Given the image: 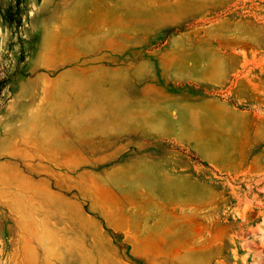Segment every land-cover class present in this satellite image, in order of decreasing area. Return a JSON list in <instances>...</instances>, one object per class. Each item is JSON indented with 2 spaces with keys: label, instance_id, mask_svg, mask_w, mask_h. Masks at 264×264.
<instances>
[{
  "label": "rangeland",
  "instance_id": "374dc122",
  "mask_svg": "<svg viewBox=\"0 0 264 264\" xmlns=\"http://www.w3.org/2000/svg\"><path fill=\"white\" fill-rule=\"evenodd\" d=\"M0 264H264V0H0Z\"/></svg>",
  "mask_w": 264,
  "mask_h": 264
},
{
  "label": "crops",
  "instance_id": "0c3cea01",
  "mask_svg": "<svg viewBox=\"0 0 264 264\" xmlns=\"http://www.w3.org/2000/svg\"><path fill=\"white\" fill-rule=\"evenodd\" d=\"M169 109L170 108H165L162 116L167 117V114H169L168 112H170ZM157 115L158 112L154 109L151 113V117L155 118ZM149 133L160 137L172 136V133L167 128L157 126L156 124L149 128ZM137 168L143 176L147 177V181L144 182L147 184L141 186L140 193L132 201L131 209H129L127 213L132 214L135 216L133 219H136V221H140L143 225L145 224L147 226L155 217L158 216V218L164 219L166 216L165 199L159 200L157 198L161 195L160 191L165 190L170 173L162 163L152 160L139 161ZM109 215L111 217H108V220L113 221L115 217L111 212ZM112 226L118 230H125V228H127L119 223L116 225L112 224ZM143 228L145 227L143 226Z\"/></svg>",
  "mask_w": 264,
  "mask_h": 264
}]
</instances>
